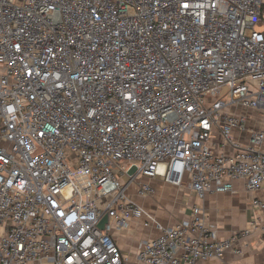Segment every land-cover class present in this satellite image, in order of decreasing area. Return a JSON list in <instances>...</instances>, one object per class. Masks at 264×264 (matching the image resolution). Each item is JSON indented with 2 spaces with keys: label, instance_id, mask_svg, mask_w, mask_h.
I'll use <instances>...</instances> for the list:
<instances>
[{
  "label": "built area",
  "instance_id": "2783aa9c",
  "mask_svg": "<svg viewBox=\"0 0 264 264\" xmlns=\"http://www.w3.org/2000/svg\"><path fill=\"white\" fill-rule=\"evenodd\" d=\"M236 108L264 114V0H0V264H128L110 230L131 220L160 232L139 264L241 258L264 199L221 239L199 206L163 227L126 193L260 190L264 130Z\"/></svg>",
  "mask_w": 264,
  "mask_h": 264
},
{
  "label": "crops",
  "instance_id": "0c3cea01",
  "mask_svg": "<svg viewBox=\"0 0 264 264\" xmlns=\"http://www.w3.org/2000/svg\"><path fill=\"white\" fill-rule=\"evenodd\" d=\"M233 112L247 115L249 128L264 130V114L261 112L245 111L239 108L234 109ZM234 137L244 143L248 140V135H241L237 132H234ZM213 148L215 153L222 152L221 148L215 145ZM223 152L229 153V150L223 149ZM138 178L137 183L146 182L152 186L154 195L148 198L140 197L136 194V186L132 184L130 186H132L133 193L131 196L127 195L128 199L141 207L158 224L163 227H171L178 221L189 220L191 209L194 206H199L204 210L208 222L217 228L220 227L218 236L221 239L228 238L233 233L245 229L250 218L255 213H259L251 209V200L255 197L264 199V185L257 192L249 193L246 192L242 180L232 182L234 194L211 193L201 201L187 187L186 183H183L182 186H174L163 182L159 177ZM124 182H127V178H124ZM159 233L154 226L143 227L142 220H131L128 227L120 232L110 230V235L127 258L128 264H139L136 254L142 242L156 238ZM243 251L244 255L241 258L228 251L222 259H213L198 264H264V235L259 229L251 231L245 241Z\"/></svg>",
  "mask_w": 264,
  "mask_h": 264
},
{
  "label": "water",
  "instance_id": "95a60500",
  "mask_svg": "<svg viewBox=\"0 0 264 264\" xmlns=\"http://www.w3.org/2000/svg\"><path fill=\"white\" fill-rule=\"evenodd\" d=\"M135 172H136V167L135 166H132L128 170L127 175L129 177H131V176H133L135 174ZM107 222H108V218H107V216H104V218L98 224V229H100L102 231L104 229L105 224H107Z\"/></svg>",
  "mask_w": 264,
  "mask_h": 264
},
{
  "label": "rangeland",
  "instance_id": "374dc122",
  "mask_svg": "<svg viewBox=\"0 0 264 264\" xmlns=\"http://www.w3.org/2000/svg\"><path fill=\"white\" fill-rule=\"evenodd\" d=\"M139 178H140V177H139ZM139 178H138V179H139ZM126 193H127L128 196H131V194L133 193L132 186H128V187H127ZM218 228H220V227L218 226ZM223 229H224V228L222 227V230H223Z\"/></svg>",
  "mask_w": 264,
  "mask_h": 264
}]
</instances>
